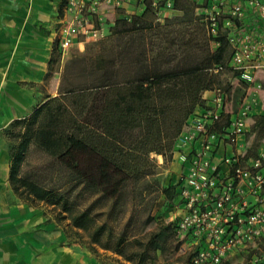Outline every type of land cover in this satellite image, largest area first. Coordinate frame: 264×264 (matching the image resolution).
<instances>
[{"label":"trees","instance_id":"trees-1","mask_svg":"<svg viewBox=\"0 0 264 264\" xmlns=\"http://www.w3.org/2000/svg\"><path fill=\"white\" fill-rule=\"evenodd\" d=\"M174 7L181 15L162 22L144 18L143 12L118 17L109 34L93 42L95 51L87 48L67 61L57 94L6 130L14 193L29 203L52 204L59 218L68 217L86 233L93 251L99 246L132 258L125 252L126 233L113 232L102 208L112 212L123 204L133 192L127 186L153 169V153L173 155L195 106L205 104L203 93L225 89L219 76L235 73L230 67L212 70L230 57L225 34L214 46L192 1L175 0ZM253 123L259 140L250 149L246 136L243 158L257 156L264 141V113L254 115ZM32 150L40 151L41 160L30 167L37 170L27 171ZM161 190L173 199L174 183ZM83 195L94 199L82 206ZM138 242L144 247L133 253L151 258L150 242Z\"/></svg>","mask_w":264,"mask_h":264},{"label":"built area","instance_id":"built-area-1","mask_svg":"<svg viewBox=\"0 0 264 264\" xmlns=\"http://www.w3.org/2000/svg\"><path fill=\"white\" fill-rule=\"evenodd\" d=\"M174 1L64 0L55 37L62 54L73 46L84 50L109 34L120 16L148 10L164 21L175 11ZM189 1L213 45L224 33L231 47L227 63L213 72L230 67L239 85L261 88L254 73L264 69V0ZM211 90L204 111L191 117L174 149L181 163L172 199L180 209L173 224L179 250L192 246L190 264H222L238 254L252 255L246 264H264V155L243 158L246 145L239 141L248 132L250 106L243 103L231 117L225 89ZM226 145L234 148L225 151Z\"/></svg>","mask_w":264,"mask_h":264},{"label":"crops","instance_id":"crops-1","mask_svg":"<svg viewBox=\"0 0 264 264\" xmlns=\"http://www.w3.org/2000/svg\"><path fill=\"white\" fill-rule=\"evenodd\" d=\"M61 2L63 7L64 0ZM58 6L59 0H0V264H59L54 260L59 252L55 232L39 229V209L16 196L9 186L8 143L2 133L3 127L12 120L28 115L35 105L47 98L40 100L38 95L44 73L40 53L44 47L47 56L50 55L60 14ZM75 47L82 51V47ZM64 60L65 53L61 61ZM254 76L261 88L247 89L238 84L225 89L229 116H234L243 103L249 104L248 132L252 129L251 117L264 113V69L256 70ZM212 93V90L203 93L205 104H197L194 114L204 111ZM246 136H239L244 145ZM224 148L227 151L234 146ZM257 150L264 155V143H260ZM177 156L175 151L172 160L175 179L181 166ZM66 259L63 256L61 264H70Z\"/></svg>","mask_w":264,"mask_h":264},{"label":"rangeland","instance_id":"rangeland-1","mask_svg":"<svg viewBox=\"0 0 264 264\" xmlns=\"http://www.w3.org/2000/svg\"><path fill=\"white\" fill-rule=\"evenodd\" d=\"M61 1L62 0H59L58 11L60 14L57 19L61 16ZM142 12L144 18L153 22L156 21L153 13L150 11L147 10ZM181 13V10L175 9L171 16L181 15ZM54 26L55 24L52 23V27ZM50 30L51 29H49V31ZM92 44L93 42L88 43L82 51L75 46L70 47L65 51L64 62L61 61L62 50L60 49L56 37L52 38V49H50L49 57L47 56V49L41 47L40 64L41 67H43L44 73L42 74L38 87L40 100L47 96L57 94L64 65L70 59L80 57L85 53L87 48L92 47V51H95L96 47ZM219 79L225 89H228V87L232 85H238V82L232 78V74L229 72L222 73ZM37 105H35V107ZM250 120L252 129L247 134V140L248 146L251 149L253 148L252 145L259 140V136L256 125L253 123V116ZM9 126L10 124L3 127L2 132L7 139L8 154L12 144L6 134V130ZM260 143H264V141ZM152 159L154 162L153 169H149V174L138 179L136 182H131L127 186V188L133 190V192L126 196L122 205L113 209L112 212H109L108 208L105 206L102 208L106 211L105 214L102 215V219L107 220L108 225L112 226L113 232L115 234H120L122 232L126 233L129 242L125 247V252L128 254L132 253V258H129L130 256H127V254H120L99 246H97L96 251L91 250L87 244L86 233L72 226L68 217L59 218L57 216V208H54L52 204L44 201H40L36 204L31 203L35 205V208L39 209V225L37 227L39 229L52 230L55 232V245L59 251L56 252L54 257L56 262L61 264L63 256L67 257L66 261L70 262V264H163L169 262L174 264H186L188 261L190 262L192 246L183 244L185 250H179L180 241H178L173 227L174 222L180 215V209L174 204L171 197L165 194V191L163 192L161 190L163 188H170V185L176 180L174 165L172 163L173 155L167 152L164 156L159 157L153 153ZM28 160L30 166L29 169L26 170H37L31 169L30 167L41 160L40 151L32 150L28 155ZM80 187L81 186L76 187L73 193L79 191ZM139 191H141V195H136ZM83 196V198H78L82 206L88 205L94 199V196ZM145 220L146 222L143 223ZM141 238L144 241L150 242V245L147 247L151 258L142 259L134 254L144 247L138 242ZM261 245L264 247V244ZM251 256V254H238L230 258L228 263L246 264Z\"/></svg>","mask_w":264,"mask_h":264}]
</instances>
